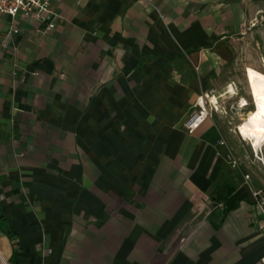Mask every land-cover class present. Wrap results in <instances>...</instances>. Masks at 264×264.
Instances as JSON below:
<instances>
[{
    "label": "crops",
    "instance_id": "obj_1",
    "mask_svg": "<svg viewBox=\"0 0 264 264\" xmlns=\"http://www.w3.org/2000/svg\"><path fill=\"white\" fill-rule=\"evenodd\" d=\"M192 6L0 15V264H264V183L230 164L215 118L182 129L227 56L221 24Z\"/></svg>",
    "mask_w": 264,
    "mask_h": 264
},
{
    "label": "rangeland",
    "instance_id": "obj_2",
    "mask_svg": "<svg viewBox=\"0 0 264 264\" xmlns=\"http://www.w3.org/2000/svg\"><path fill=\"white\" fill-rule=\"evenodd\" d=\"M179 1H187L195 9L197 6L205 7V13L210 11L212 24H221L223 32L217 42L227 51V56L226 60L223 58L216 62L221 66L219 76H216L215 81H209L204 95L216 96L212 98L215 104L218 103L213 118L225 130L232 148L230 153L240 158L250 178L264 183V144L255 155L253 145L243 140L239 132L240 128L252 127V121L244 123L254 110L247 85L248 77L253 74L264 75V0ZM217 83L224 85L216 87ZM229 85L231 87L227 89ZM231 88L234 93L230 92Z\"/></svg>",
    "mask_w": 264,
    "mask_h": 264
},
{
    "label": "built area",
    "instance_id": "obj_3",
    "mask_svg": "<svg viewBox=\"0 0 264 264\" xmlns=\"http://www.w3.org/2000/svg\"><path fill=\"white\" fill-rule=\"evenodd\" d=\"M51 1L52 0H0V15L10 17L11 19H14L20 15L22 18L26 19L36 17L42 20V15L51 13ZM53 27L54 25L49 23L44 31L49 32L53 29ZM17 33L18 29L15 25L11 24L5 34L4 44L9 38L16 35ZM35 75H37V73ZM205 97L206 95L199 97L196 100L193 108L188 113L187 118L182 123V129L188 135H194V133L199 130L207 120H210L213 117V112H215L216 107H213V105L206 101ZM199 99L204 101L203 105L199 103ZM221 144L223 145L224 142H221ZM257 149L252 146V150L255 155L257 154ZM228 161L234 167L241 166L240 159L236 158L232 153L228 154ZM243 179L246 183H249L250 175L244 174ZM251 194L255 207L262 217L261 232L264 237V190H251ZM262 261L264 262V259Z\"/></svg>",
    "mask_w": 264,
    "mask_h": 264
},
{
    "label": "bare ground",
    "instance_id": "obj_4",
    "mask_svg": "<svg viewBox=\"0 0 264 264\" xmlns=\"http://www.w3.org/2000/svg\"><path fill=\"white\" fill-rule=\"evenodd\" d=\"M247 85L254 110L249 113V117L244 123L252 121V127L250 129L240 128L239 132H241L243 140L248 141L257 149L264 144V75H249ZM231 89L230 92L234 93V89ZM205 98L211 105L217 107L218 103L215 104L212 100L214 96H206ZM199 103L203 105L204 101L199 99Z\"/></svg>",
    "mask_w": 264,
    "mask_h": 264
},
{
    "label": "trees",
    "instance_id": "obj_5",
    "mask_svg": "<svg viewBox=\"0 0 264 264\" xmlns=\"http://www.w3.org/2000/svg\"><path fill=\"white\" fill-rule=\"evenodd\" d=\"M0 226L1 227H6L7 226L6 219L3 217V215L1 214V212H0ZM8 236H9V233H8ZM19 256H20L19 248H18V246L16 247L14 245L13 262H16L18 260Z\"/></svg>",
    "mask_w": 264,
    "mask_h": 264
}]
</instances>
